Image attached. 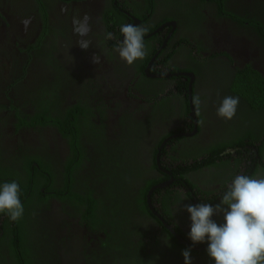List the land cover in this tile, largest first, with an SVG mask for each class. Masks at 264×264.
<instances>
[{
    "label": "flooded vegetation",
    "instance_id": "obj_1",
    "mask_svg": "<svg viewBox=\"0 0 264 264\" xmlns=\"http://www.w3.org/2000/svg\"><path fill=\"white\" fill-rule=\"evenodd\" d=\"M114 10L127 17L125 22H117ZM85 16L90 31L81 37L74 32L73 22ZM124 24L148 28L144 37L147 55L131 65L115 51L123 40L120 27ZM106 32L113 33L114 39L106 40ZM83 38L91 41L87 49L79 44ZM193 51L198 55V69L203 68V75L208 69L212 76L201 80L190 70ZM94 55L99 56V63L93 62ZM249 66L264 76V0H0V175L6 172L4 183L16 181L13 178L18 184L33 179L31 185L36 175L49 181L53 176L55 181L80 183L87 178L103 192L110 181L112 185L115 182L113 173L106 178L102 175L108 168L105 164L110 163L108 146L118 158L115 165L124 168H129L132 160L147 169L154 167L155 150L161 165L171 169L184 165L166 154L174 148L173 140H193L192 145L190 141L182 144L183 150L198 154V147L207 146L216 135L226 136L229 129L231 120L217 116L225 88L214 73ZM189 73L193 79L186 75ZM189 79V89L196 85L192 96L199 95L202 101L199 123L191 117L190 91H181ZM49 97L58 102L50 113L60 121L63 112L76 105L93 111L99 131L92 139L89 132L78 139L87 153L83 163L70 146L77 142L74 127L67 130L68 138L59 127L31 122L40 112L39 103ZM162 100L167 101L163 109L166 118L153 121L152 114ZM150 122L152 125L138 130V139L133 141L129 126L134 124L133 131H137V123ZM246 148L251 154L257 151ZM237 150L227 153L236 157ZM244 155L245 166H253L251 156ZM73 157L74 171L70 172L66 165ZM28 161L29 174L24 170ZM76 165L83 172L78 173ZM118 168L112 167V172ZM151 175L157 176L154 169ZM117 176L122 181L126 172L119 168ZM176 180L172 176L169 185ZM50 187L49 192L41 191L58 198L39 205L41 209L34 214L38 215V233L49 235L62 264H96L95 257L104 249L100 248L101 237L87 226L90 221L83 219L85 208L68 202L65 197L69 192L54 181ZM173 228L167 227L178 239ZM14 233L15 222L0 218V251L4 255Z\"/></svg>",
    "mask_w": 264,
    "mask_h": 264
},
{
    "label": "trees",
    "instance_id": "obj_2",
    "mask_svg": "<svg viewBox=\"0 0 264 264\" xmlns=\"http://www.w3.org/2000/svg\"><path fill=\"white\" fill-rule=\"evenodd\" d=\"M112 14L117 22L123 23L127 18L117 10H114ZM191 54L192 60L189 68L194 72V75L200 76L201 80L205 79L208 74L212 76L208 69L203 75V68L198 69L197 66L198 55H194L197 52L193 51ZM225 56L230 59V56L226 54ZM210 68L212 70L213 67ZM216 72L217 74H214L218 75L216 77L217 82H220L223 85L222 88H225L223 98L226 96L239 97V106L234 118L231 119L226 136L218 137L216 135L212 142L208 145L206 143L207 146H203V148L197 146L199 148L198 154L183 150L182 144L190 141V145H192L193 140H186L183 137L173 140L174 148L166 154L171 160L180 161L184 164L173 169L161 165L156 160L158 150H155L154 153V167L150 169L134 160L131 161L129 168L115 165L118 158L112 154L113 152L108 146L110 153L105 150L107 155H110V163L105 164L108 168L105 169L107 170L106 174L102 175L103 178H106L107 174L112 175L113 173L115 182L112 185L113 182L110 181L108 189L103 192L101 189H95L97 183L94 182L92 186L90 179L87 178V182L80 183L78 181L69 182L67 179L55 181L53 176L49 181L48 178L36 175L33 185H31L33 179L27 182L19 181L21 186L20 199L24 205V212L21 219L13 221L15 222V233L7 242L8 249L5 250L7 254L4 255V251H0V264H62L61 256L49 235L43 232L44 236H42L38 233V215H34L41 209L39 205L42 202H47L54 197L58 198L53 195H45L41 191V189H47L49 185L47 189L49 192L50 184L53 181L56 186L59 185L60 189L65 190V193L69 192V195L65 197L68 202L74 206L79 205L85 208L84 221H90L91 226H87L95 236L101 237L99 238L100 248H103L104 251L95 257L96 264H184L181 253L182 250L189 247L179 243V240L172 235L167 226L174 227L173 229L181 238L188 237L185 240L192 244L188 236L190 229L185 231L190 227H183L182 224L186 222L187 225H191L190 214L187 213L185 205L197 203L215 205L220 202L222 195L227 191L228 185L231 184L235 176L240 174L253 177L264 175V76L250 66L246 70L237 69L235 72ZM142 77H146V75L142 74ZM189 84L190 79L187 84L182 85L181 91L184 90L187 93ZM194 86L196 85L194 84ZM194 86H192L193 92H195ZM154 94L156 97L159 96L156 91ZM211 98L212 92L209 95V101ZM187 99L188 95L186 96ZM166 102L162 100L157 103L156 113L152 114L153 121L166 118L163 111L167 107L164 106ZM57 105L58 102L49 97L48 100L39 103L40 112L30 120L32 123L37 121L45 125L59 127L68 138L67 130L71 126L74 127L76 130L74 139L77 142L75 145L71 142L70 146L77 159L80 158L78 162L83 163L87 153L78 139L83 133L87 134L88 132L91 133L89 138L92 139L93 136L91 135L99 131L93 121V111L76 105L66 109L60 121L59 118H54L50 113L53 107H58ZM215 105L218 104L215 103ZM193 108L196 110L194 104ZM213 110L214 107L212 106ZM185 113L186 117L189 118L191 108L188 102ZM195 113L199 123L202 114L197 115V112ZM133 125H130L128 130H132L131 134L134 141L138 139L137 135L140 134L138 130L149 127L152 122L137 123V131H133ZM215 134L217 133L215 132ZM246 147H251L253 151H257L251 154V150ZM234 149H239L236 152V157L227 153V151ZM247 153L251 156L253 166L250 164L249 167L245 166L246 156L244 154ZM256 154H258L259 159L257 162L254 159ZM74 161L73 157L72 162L66 165L70 172L74 171V169L71 170L73 167L71 163ZM76 166L79 169L78 173H80L81 168L79 165ZM115 166L126 172L124 180L118 181L119 168L112 172V167ZM152 169L155 170L157 176L151 175ZM24 170L28 174L31 172V161L25 164ZM47 171L52 174L50 169ZM167 172L171 173V176L166 174ZM3 175H0V185L4 183L3 178L5 177ZM9 176L13 178L11 174ZM172 176L179 180L166 187L157 188L169 182ZM13 179L18 181V179ZM135 184L134 188H130ZM151 192L149 205L148 195ZM65 198L62 200L66 201ZM154 212H157L161 219L155 216ZM3 217L9 216L0 214V218ZM213 220L218 224L224 222L222 214L214 215ZM166 239L167 243L165 242ZM194 246L204 247L207 246V242ZM191 258L192 264H215L206 250L195 251L192 249Z\"/></svg>",
    "mask_w": 264,
    "mask_h": 264
},
{
    "label": "clouds",
    "instance_id": "obj_3",
    "mask_svg": "<svg viewBox=\"0 0 264 264\" xmlns=\"http://www.w3.org/2000/svg\"><path fill=\"white\" fill-rule=\"evenodd\" d=\"M88 19L85 16L73 22L74 32L81 37H86L90 31L87 27ZM147 31V27L134 24L120 27L123 40L115 51L129 65L143 60L147 55L144 41ZM105 39H114L113 33L106 32ZM90 43V40L84 38L79 41L84 49ZM99 59L98 55L93 56L94 63H99ZM192 102L199 115L202 103L200 96H194ZM238 106L239 97L226 96L217 108V116L231 120ZM20 195L18 182L0 185V214H7L12 221L21 219L24 205ZM185 209L191 220L189 239L193 245L207 242V254L215 264H264V175H237L219 203L185 205ZM218 214L223 215L222 224L213 220V216ZM191 251V248L182 250L184 264H192Z\"/></svg>",
    "mask_w": 264,
    "mask_h": 264
},
{
    "label": "water",
    "instance_id": "obj_4",
    "mask_svg": "<svg viewBox=\"0 0 264 264\" xmlns=\"http://www.w3.org/2000/svg\"><path fill=\"white\" fill-rule=\"evenodd\" d=\"M186 75H189V76L193 79V75H191V73L186 74ZM191 83H192V81H191ZM189 91H190V101H191V105H192V106H191V108H192V114H191V117H192L193 119H196V113L194 112L193 103H192V88H191V87H190ZM230 151H231V150H230ZM168 185H169V182H166V183H164L163 185L158 186L157 188H163V187H166V186H168ZM154 190H155V189H154ZM151 194H152V192L150 193V195H148V203H149V204L151 203V201H150V199H151ZM155 214H156V213H155ZM167 227L171 229V227H169V226H167ZM174 234H176V233H174ZM176 236H177V238L180 240L181 243L186 244L187 247H189V248H191V249H193V250H195V251H204V250H206L207 247H208V245H207V246H204V247L194 246V245H192L191 243H189L188 240H184V239H182V238H179L177 234H176Z\"/></svg>",
    "mask_w": 264,
    "mask_h": 264
},
{
    "label": "rangeland",
    "instance_id": "obj_5",
    "mask_svg": "<svg viewBox=\"0 0 264 264\" xmlns=\"http://www.w3.org/2000/svg\"><path fill=\"white\" fill-rule=\"evenodd\" d=\"M190 240V239H189Z\"/></svg>",
    "mask_w": 264,
    "mask_h": 264
}]
</instances>
